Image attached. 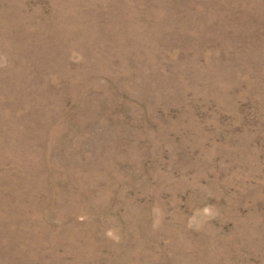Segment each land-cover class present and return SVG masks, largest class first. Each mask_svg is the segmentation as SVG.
<instances>
[{
	"label": "rangeland",
	"instance_id": "obj_1",
	"mask_svg": "<svg viewBox=\"0 0 264 264\" xmlns=\"http://www.w3.org/2000/svg\"><path fill=\"white\" fill-rule=\"evenodd\" d=\"M0 264H264V0H0Z\"/></svg>",
	"mask_w": 264,
	"mask_h": 264
}]
</instances>
